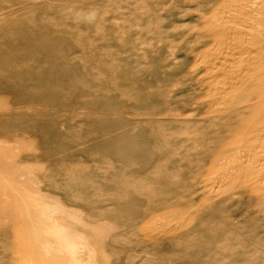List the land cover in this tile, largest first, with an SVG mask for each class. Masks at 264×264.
<instances>
[{
	"label": "rangeland",
	"instance_id": "1",
	"mask_svg": "<svg viewBox=\"0 0 264 264\" xmlns=\"http://www.w3.org/2000/svg\"><path fill=\"white\" fill-rule=\"evenodd\" d=\"M221 2L0 0V264H264V172L213 175L264 103L214 111L264 57Z\"/></svg>",
	"mask_w": 264,
	"mask_h": 264
},
{
	"label": "bare ground",
	"instance_id": "2",
	"mask_svg": "<svg viewBox=\"0 0 264 264\" xmlns=\"http://www.w3.org/2000/svg\"><path fill=\"white\" fill-rule=\"evenodd\" d=\"M215 15L220 20L217 25L218 30L221 32H231L234 28L231 23L235 20L249 23L252 27L258 28L259 37L256 43L262 46V53L264 54V0H222L214 10L212 17ZM239 33L238 31L233 33L235 49L239 48V39H241L240 36H237ZM257 67L260 68L258 72L261 73L259 78L255 76L254 71ZM244 71L242 75L234 73L231 80H224L218 88L219 102L214 106V111L227 121L232 119L231 122H235L236 119L233 118L251 106L252 100L250 99L253 98L254 91L264 94V57H259L256 54L254 60ZM246 91L250 94L246 95ZM176 114H179V112H176ZM253 117L249 119L245 126L240 128L242 133L245 134L243 140L233 143L231 149L221 150L220 147L210 149V153H212L211 161L215 168L218 167L213 175L216 178L219 177L218 179L222 178L220 183L227 187L232 185V180L247 169L257 168L264 172V103H261L260 109ZM206 150L209 151L208 148ZM217 154L219 158H217ZM229 161L234 162V164L229 166ZM262 181L263 184L264 177H262Z\"/></svg>",
	"mask_w": 264,
	"mask_h": 264
}]
</instances>
